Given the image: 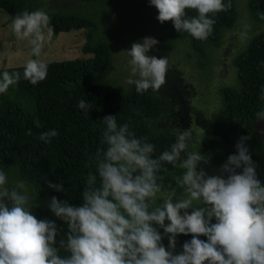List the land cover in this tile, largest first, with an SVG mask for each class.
Listing matches in <instances>:
<instances>
[{"label": "clouds", "instance_id": "clouds-1", "mask_svg": "<svg viewBox=\"0 0 264 264\" xmlns=\"http://www.w3.org/2000/svg\"><path fill=\"white\" fill-rule=\"evenodd\" d=\"M150 6L157 9L161 24L171 21L177 32L206 40L213 32L212 17L232 5L231 0H150ZM187 10L196 15L188 16ZM49 24V15L37 9L17 13L9 27L39 57L52 35ZM158 43L146 37L123 51L132 76L138 77L127 83L138 94L159 92L166 83L168 58L147 55ZM47 71V64L29 59L23 79L37 85ZM20 79V72L0 73V94ZM89 104L81 99L78 107L89 111ZM255 115L257 121L264 120V110ZM100 122L101 147L92 161L95 173L85 178L81 205L55 196L46 205L66 231L55 221L38 219L33 210L41 205L32 186L10 180L0 165V264H264V182L256 172L249 136L239 137L235 153L210 175L198 167L209 164L210 157L194 150L190 131L171 129L175 142L170 150L154 156L155 145L147 136L138 138L130 122L118 124L111 115ZM57 135L48 130L38 138L50 143ZM164 164L183 170L176 178L180 195L158 182ZM47 187L65 192L63 183L48 181ZM181 235L191 239L177 252Z\"/></svg>", "mask_w": 264, "mask_h": 264}, {"label": "trees", "instance_id": "trees-1", "mask_svg": "<svg viewBox=\"0 0 264 264\" xmlns=\"http://www.w3.org/2000/svg\"><path fill=\"white\" fill-rule=\"evenodd\" d=\"M80 4L83 11L59 10L58 3L46 7L43 0H0V10L6 13L5 24L22 11L44 10L50 17L52 36L69 31H84L82 55L73 60L46 62V78L37 85L23 79L24 66L0 69V73L20 72V81L0 94V165L9 173V179H22L32 186L41 207L33 210L38 219L55 221L59 229L67 230L62 221L47 209L55 196L80 206L81 192L87 174L92 171L93 158L101 147L100 122L105 116H117L118 124L130 122L136 136H147L155 145L154 156L170 150L172 136L157 128V121L167 112V104L159 92L149 89L138 94L135 85L116 89L114 80L106 77L112 69L117 42L132 20H142L151 29L152 38L159 43V51H172L185 45L193 54L195 64L208 74L210 49L218 45L224 34L235 26L240 7L253 25L264 26V0H231V8L216 13L213 32L206 40H198L187 33L177 32L171 21L161 24L158 11L150 0H70ZM227 3L228 0H225ZM44 4V7H43ZM241 4V5H240ZM188 16L196 15L187 10ZM129 17V19H126ZM119 19V21H118ZM124 31V32H123ZM231 64V84L216 89L217 109L205 137L199 140L201 154L210 157L209 164L219 169L227 157L235 153L239 137L249 136L248 147L256 162L258 177L264 182V144L254 129L256 113L264 110V28L247 37L244 45L234 53ZM138 78V77H136ZM135 78V79H136ZM88 101L89 111L78 105ZM41 127L36 126V121ZM31 130V135L27 133ZM56 130L58 135L50 143L39 140V134ZM182 169L172 164L162 165L158 182L166 189H182L176 178ZM63 183L65 192L47 187V182ZM167 223V221H166ZM162 232V230H161ZM202 239H206L201 237ZM190 236L177 237V252ZM165 246L168 241L165 238Z\"/></svg>", "mask_w": 264, "mask_h": 264}, {"label": "rangeland", "instance_id": "rangeland-1", "mask_svg": "<svg viewBox=\"0 0 264 264\" xmlns=\"http://www.w3.org/2000/svg\"><path fill=\"white\" fill-rule=\"evenodd\" d=\"M43 1L48 8L53 4L56 7L55 1L58 0ZM239 2L242 3L243 0ZM239 7L235 26L224 34L218 45L210 49L208 74H204V71H201L195 64L193 54L187 56L186 52L189 50L185 45H177L171 52H162L154 47L147 54L157 58H168L166 83L159 91L167 104V112L157 121V128L169 133L173 143L175 137L171 134V129L179 128L182 132L190 131L191 145L194 150H199V140L206 136L209 122L217 109L216 89L231 84L233 80L231 59L234 53L244 45L248 36L264 28L263 25H253L247 19L243 7ZM56 8L80 12L84 7L70 0H61ZM5 20L6 13L0 10V69L24 66L29 59H39L46 63L88 57L82 55L80 51L84 43L83 30L59 33L56 37L51 35L41 55L35 57L31 55L32 46L29 41L18 39L12 33L10 24H5ZM44 31L47 35L48 29ZM151 34V29L147 28L142 20H132L129 27L127 25V30L117 42L112 69L106 73L107 78L114 80L113 85L116 89H125L128 86V79L136 78L132 76L131 66L128 63L130 58L123 51L130 50L134 42H142L146 37L152 38ZM254 129L264 144V132H262L264 131V120L254 123ZM182 157L186 158L184 153ZM198 167H203L210 175L217 173V169L210 164H201Z\"/></svg>", "mask_w": 264, "mask_h": 264}]
</instances>
